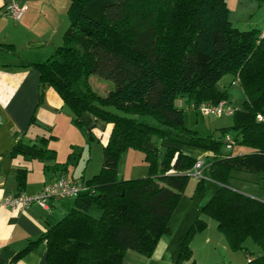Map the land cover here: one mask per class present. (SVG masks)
<instances>
[{
	"label": "trees",
	"instance_id": "obj_1",
	"mask_svg": "<svg viewBox=\"0 0 264 264\" xmlns=\"http://www.w3.org/2000/svg\"><path fill=\"white\" fill-rule=\"evenodd\" d=\"M141 1L69 0L61 43L48 58L30 63L39 72L40 96L52 87L76 122L83 123V115L90 113L111 128L102 145L100 170L86 179L74 177L85 189L70 198L59 221L11 257V264L40 242L46 245L48 264H125L128 250L150 256L158 241L171 234L188 173L199 159L186 148L210 153L201 157V176L193 175L197 192L205 191L206 181L215 184L202 214L216 222L232 249L248 255L243 264H264V198L233 183L240 173L264 179V31L236 28L226 0H168L170 12L164 25L159 23L164 33L152 14L122 32L121 23L132 20L130 5ZM225 74L245 95L243 107L231 114L232 124L205 134L186 127L178 98L185 96L195 106L230 105L226 89L219 87ZM90 75L113 85L100 95ZM149 135L165 146L162 155L156 145L146 144ZM236 144L247 150L233 153ZM14 149L55 157L54 149L36 143L18 142ZM128 149L142 152L149 166L146 176L118 174V159ZM93 205L101 215L92 213ZM205 227L206 220L196 216L180 241L177 262L191 259L192 236ZM248 239L258 251L248 249Z\"/></svg>",
	"mask_w": 264,
	"mask_h": 264
},
{
	"label": "crops",
	"instance_id": "obj_2",
	"mask_svg": "<svg viewBox=\"0 0 264 264\" xmlns=\"http://www.w3.org/2000/svg\"><path fill=\"white\" fill-rule=\"evenodd\" d=\"M12 1L25 6L18 20L4 13L7 4ZM68 4L69 0H0V198L20 192L35 193L46 183L60 176L86 179L94 174L82 171L77 175V164L75 168L70 169V163L73 161L71 154L66 159L59 156L56 147L57 128L64 121L62 117H65L63 115L66 107L52 87H45L40 96L39 72L30 64L48 58L61 43L69 22ZM2 43L11 44V47H5ZM231 81L233 83L234 79ZM223 86L219 85L220 88H225ZM178 103L180 104V101ZM93 120L91 124H95L94 117ZM110 128L109 124L101 121L98 131L105 133L103 143ZM18 142L26 145L36 143L52 148L55 150V157L32 156L16 150L14 146ZM185 151L196 158L210 154L198 148H186ZM70 204L71 199H64L50 201L49 209L36 202L23 210L0 208V264H11V257L23 249L28 241L35 240L51 224L59 221ZM202 205L203 203L194 207V212L192 208H187V211L179 214V218H175L174 214L170 224L171 234L158 241L150 256L128 250L124 263L246 262L248 255L243 250L232 249L217 228L216 222L207 216L204 218L206 227L192 236L191 259L185 263L177 262L180 241L195 217L201 215ZM247 247L252 252L258 251V247L251 242H247ZM45 254L46 245L40 242L21 254L16 261L17 264H48Z\"/></svg>",
	"mask_w": 264,
	"mask_h": 264
},
{
	"label": "rangeland",
	"instance_id": "obj_3",
	"mask_svg": "<svg viewBox=\"0 0 264 264\" xmlns=\"http://www.w3.org/2000/svg\"><path fill=\"white\" fill-rule=\"evenodd\" d=\"M229 18L233 25L240 29L255 28L264 29V4H258L257 0H226ZM172 3L168 0H145L141 2H135L130 5L129 12L132 20H126L121 23V31L124 33L130 32L132 28L140 21L147 19L151 14L154 15V20L157 22V26L160 32L164 33L162 26L159 23H165V16L169 14ZM260 7V8H259ZM158 20H160L158 22ZM233 77L231 74H225L219 81V85L225 87L227 93V102L234 107V109L242 108L244 105L245 95L242 86L235 80L233 83ZM89 82L93 89L100 95L105 93L112 87L113 83L109 79L100 78L96 75L89 76ZM180 107L183 110L185 126L192 129H197L202 133H208L214 131L219 127L230 126L233 122V115L223 114L221 116L215 115H202L194 109L188 108V100L185 96L179 97ZM65 117L62 125L57 128L56 147L59 152V156L62 159L68 158L71 154L72 163H70V169L75 168L78 165L76 174L80 175L82 171L86 173H96L100 170L102 165V145L105 138V133L98 131L101 120H95V125L91 124L93 115L85 113L83 115V123L76 122L70 115L67 109H65ZM64 114V113H63ZM151 122L155 121L148 118ZM65 122V123H64ZM93 125L92 138L87 137L89 129L88 127ZM147 145H156L162 153L165 150V146L155 135H149L146 140ZM246 147L241 145H234L232 148L233 153L238 151H245ZM82 159V160H81ZM118 174L124 178H136L146 176L148 173V164L143 158V154L139 149H128L123 152L118 159ZM190 177L184 190V197L181 200L180 206L177 209L174 216L179 218V214L184 212L188 208H192V212L197 205L205 203L213 193L214 183L206 181L205 191L197 192L196 183L197 180L193 177V171L190 170ZM239 177L234 180V184L241 188V191L253 196H259L264 198V179H257L256 176L246 173H240ZM195 207V208H194ZM92 213L95 215H101V211L96 207H91ZM187 211V210H186ZM181 213V214H182ZM201 218H207L201 213ZM175 219L173 226L175 225ZM247 242H252L248 239Z\"/></svg>",
	"mask_w": 264,
	"mask_h": 264
},
{
	"label": "built area",
	"instance_id": "obj_4",
	"mask_svg": "<svg viewBox=\"0 0 264 264\" xmlns=\"http://www.w3.org/2000/svg\"><path fill=\"white\" fill-rule=\"evenodd\" d=\"M24 10V5L12 1L5 7L4 13L18 20L22 16ZM191 107H196L197 110L203 115L221 116L222 114L231 115L234 112V108L230 105H226L224 101H221L217 104L200 103L196 106L194 103H190L188 108ZM226 140L228 141L227 146L230 147L232 145L231 138L227 136ZM204 163L205 162L202 158L197 159L193 168V175L195 177L201 176ZM83 189H85V186L80 178L60 176L46 183L41 190L35 193L26 194L20 192L18 194H7L3 196L0 198V208L23 210L31 203L36 202L43 208L49 209L50 201H60L73 198L77 196ZM221 264L234 263L223 262Z\"/></svg>",
	"mask_w": 264,
	"mask_h": 264
}]
</instances>
